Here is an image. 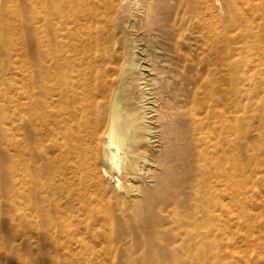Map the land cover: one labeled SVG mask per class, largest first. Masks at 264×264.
Segmentation results:
<instances>
[{
	"label": "bare ground",
	"instance_id": "6f19581e",
	"mask_svg": "<svg viewBox=\"0 0 264 264\" xmlns=\"http://www.w3.org/2000/svg\"><path fill=\"white\" fill-rule=\"evenodd\" d=\"M9 1L0 0V176L16 264L34 253L52 264L245 259L219 252L234 247L235 218L243 239L253 232L246 165L264 164V0H161L160 22L156 0H121L135 2L133 22H111L118 0H27L26 10ZM151 35L180 80H157L155 60L156 77L144 74ZM13 55L19 85L4 76ZM24 56L39 58L41 80H23ZM10 104L23 111V138L3 128ZM252 257L245 263L258 264Z\"/></svg>",
	"mask_w": 264,
	"mask_h": 264
},
{
	"label": "rangeland",
	"instance_id": "374dc122",
	"mask_svg": "<svg viewBox=\"0 0 264 264\" xmlns=\"http://www.w3.org/2000/svg\"><path fill=\"white\" fill-rule=\"evenodd\" d=\"M1 1H4V0H1ZM16 1L19 4H21V6H23V8L25 10L28 9L27 5H28L29 1H27V0H16ZM156 3L159 4L157 9H156V12H157V17H158L159 22H160L168 16V11L166 10V8H164L165 6L161 0H156ZM38 6L40 7L39 2H38ZM115 6L116 7H115L113 13L110 15L111 19L113 17V20H111V22L112 21L117 22L118 19H120L122 16H124L126 18L129 16V19L131 20V22H133V20H134L133 13H134V10L136 9V4L134 1H131V2L127 1V2L123 3L121 0H118V3H116ZM130 12H132V13L129 14ZM157 23H158V21H157ZM141 24H142V28L144 27V25L146 27V24L144 22H141ZM142 30L143 29H141V31ZM159 37L160 36H158V35L156 37H155V35H151V36H148L147 41H145V40L143 41V44H145V48H146L145 52L147 54V57H149V56L151 57V61L150 60H143L142 61V67H144L143 68L144 74L147 76H150V77H156L155 71L149 70V67H150L149 65L153 63L152 62L153 60H155V62L158 65H160L161 69H162V74L159 75V78L157 80H180L181 71H182L181 66L175 65L174 71H170L168 68L169 67L168 62H166V61L169 60L171 56H167L166 53L160 52L159 51L160 49L154 48V42ZM25 40L27 43V39H25ZM147 44H149V45L147 46ZM28 47L29 46H25V49H27ZM23 49H24V47H23ZM31 57H27V56L25 57L24 56V58H23V80H41L39 75L33 76V73H34V70L36 67L34 64L36 61H37V63L39 62V58L36 57V59L33 60ZM12 59L14 60L15 65L13 67L11 66L10 69L7 68L4 76L7 79H9V78L11 80L15 79L16 82L18 83L17 85H19L20 82H18V81H20V80H18V79L21 77V74H20L21 71H20L19 65L21 63V61H20L21 59H19L18 55H13ZM164 59L166 60L165 63H163ZM1 60H4V57H2L0 55V61ZM29 67H30V70H29ZM117 69H118V67H117ZM29 71H31V72H29ZM110 72H112L111 75L114 74L112 77L115 78L116 73L114 72V67L111 69ZM35 77H36V79H35ZM8 94L12 95V93H8ZM1 98L2 97H0V99ZM1 101L2 100H0V102ZM8 109H9V111H8L9 114H12V116L10 118H7L6 123L3 125V128L5 130L10 131V132L11 131L17 132L19 137L23 138V111L22 112L17 111L16 106L13 104H10ZM2 118H3V116H0L1 120H2ZM2 149H3V146L0 143V155H1ZM167 157H168L169 161L171 158L173 159V161H171L172 167L179 166L180 169L182 168L181 164L183 165V160L174 159L173 153L172 154L169 153ZM246 168H247L248 172H249V170L255 171L251 175H249V177L247 179L249 184L247 185V188H248V192H247V194H248V200H247L248 205L246 206V209L249 211V213L251 215V217L249 219V225L251 228H253L252 229L253 232L250 229V231H251L250 235H249L250 237H248V239L249 238L250 239L248 240V242L246 241V239H243L241 235H243L245 230H246L245 229L246 227H244L245 222L243 223V221H245V220L240 219V222L241 221L242 222L239 223V219L237 221V219L235 218V220H233L231 222L232 223L231 225L233 227L232 228L233 233H230V240L231 241L237 240L238 243H237V241H236V243L234 241V247L232 246L233 249L231 247L227 248L224 245L223 248L221 247V250L219 253L222 255H225V254H227L226 253L227 251L233 250L234 255L239 253L240 255H243L245 259L250 257V256H253L252 257L253 261L257 262L260 260L258 262V264H264V164L248 163L246 165ZM2 183H3V178H2V174H1V176H0V264H16V258L13 257L12 253H11L12 242L8 243V241H7V231L9 230V227H10V223H9L10 206L7 205L6 200H5V196L3 195V191H2L3 189L1 188ZM226 240H227V238L224 241H226ZM250 240L253 241V244H251V245H249ZM17 242H19V240H17L16 243ZM17 254L18 253H16V252L13 253V255H17ZM247 255H249V256L246 257ZM34 257H35V261H34V263H31V264H52V262L54 261V259L52 260L49 257L38 256L36 253H34ZM110 259H112V260H109L108 258H104V257H102V258L99 257V258H93V259H87V260H85V259L78 260V259L59 257L58 263L59 264H86V263L87 264H107V262H108V264H125V259L122 256L117 255V256H114L113 258H110ZM245 259H243L244 261L242 260L240 262L234 261V263L235 264H238V263L244 264ZM152 264H161V263L159 262V260H155V258H154ZM194 264H197L196 260H194ZM207 264H210V263H207ZM222 264H227V263H222Z\"/></svg>",
	"mask_w": 264,
	"mask_h": 264
}]
</instances>
